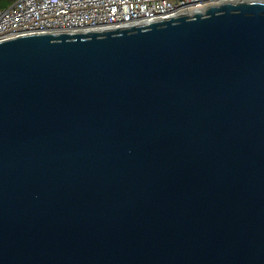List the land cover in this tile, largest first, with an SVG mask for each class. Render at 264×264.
I'll return each instance as SVG.
<instances>
[{"label": "water", "instance_id": "water-1", "mask_svg": "<svg viewBox=\"0 0 264 264\" xmlns=\"http://www.w3.org/2000/svg\"><path fill=\"white\" fill-rule=\"evenodd\" d=\"M0 264H264V0L0 41Z\"/></svg>", "mask_w": 264, "mask_h": 264}, {"label": "built area", "instance_id": "built-area-1", "mask_svg": "<svg viewBox=\"0 0 264 264\" xmlns=\"http://www.w3.org/2000/svg\"><path fill=\"white\" fill-rule=\"evenodd\" d=\"M240 0H15L0 9V41L34 34L104 31L190 15Z\"/></svg>", "mask_w": 264, "mask_h": 264}, {"label": "trees", "instance_id": "trees-1", "mask_svg": "<svg viewBox=\"0 0 264 264\" xmlns=\"http://www.w3.org/2000/svg\"><path fill=\"white\" fill-rule=\"evenodd\" d=\"M15 0H0V9L8 7L11 5Z\"/></svg>", "mask_w": 264, "mask_h": 264}]
</instances>
